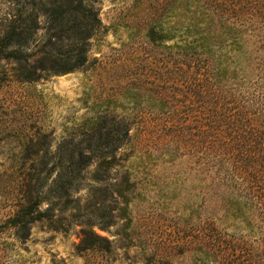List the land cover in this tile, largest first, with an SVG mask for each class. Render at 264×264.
Masks as SVG:
<instances>
[{
    "label": "trees",
    "instance_id": "obj_1",
    "mask_svg": "<svg viewBox=\"0 0 264 264\" xmlns=\"http://www.w3.org/2000/svg\"><path fill=\"white\" fill-rule=\"evenodd\" d=\"M90 1L31 0V8L1 20L0 59L12 64L13 80L32 83L85 66L101 23ZM163 10L166 21L151 19L145 35L160 49L162 85L146 86L145 98L133 94L130 119L101 113L79 138L55 148L28 138L18 153L19 195L0 219V232L23 239L36 222L67 231L78 221L76 250L87 258L111 254V240L93 230L91 199L82 208L79 199L71 205L70 196L90 164L93 180H104L118 164V150L133 138L131 130L152 136L160 129L214 168V187L225 186L222 194L213 189L210 240L197 248V260L264 264V0H166ZM40 16L46 35L37 42ZM33 44L39 47L30 50ZM99 189L92 186L89 196L97 199ZM122 193L115 190L117 198ZM109 218L103 228L113 223ZM170 263L159 256L145 264Z\"/></svg>",
    "mask_w": 264,
    "mask_h": 264
},
{
    "label": "rangeland",
    "instance_id": "obj_2",
    "mask_svg": "<svg viewBox=\"0 0 264 264\" xmlns=\"http://www.w3.org/2000/svg\"><path fill=\"white\" fill-rule=\"evenodd\" d=\"M30 2L0 0V30L8 13L31 8ZM90 2L101 23L89 40L84 67L22 83L11 77L12 64L0 59V219L19 195L18 153L28 138L34 146L45 139L55 148L67 138H79L101 113L130 119L133 94L145 98L146 86L157 90L155 85H162L160 49L145 35L151 19L166 21V0H141L138 6L134 0ZM39 23L37 42L46 35L43 16ZM38 47L33 44L30 50ZM162 133L131 130L133 138L118 150V164L104 180H93L95 164H90L82 172L81 188L70 196V204L79 199L82 208L91 199L93 230L111 240V254L87 258L79 253L78 221L67 231L41 221L32 224L27 238H16L12 230L0 232V264H145L159 256L170 264H202L196 254L210 240L212 192L222 194L225 186L214 187V168L188 152L177 136ZM92 186L100 188L97 199L89 196ZM116 189L122 197L117 198ZM47 205L43 201L40 206ZM109 215L113 223L103 228Z\"/></svg>",
    "mask_w": 264,
    "mask_h": 264
}]
</instances>
